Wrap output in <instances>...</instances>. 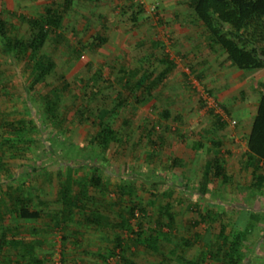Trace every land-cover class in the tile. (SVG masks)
<instances>
[{
  "label": "trees",
  "instance_id": "obj_1",
  "mask_svg": "<svg viewBox=\"0 0 264 264\" xmlns=\"http://www.w3.org/2000/svg\"><path fill=\"white\" fill-rule=\"evenodd\" d=\"M74 1L51 0L41 14L31 19L23 17L18 19L12 16L14 20L8 21L0 13V56L11 66L15 64L20 66L18 73L22 80L25 79V93L31 97L28 104L25 101V108L30 111L33 109L32 105L35 108L32 119L26 118V114L22 116L19 111H13L15 113L13 117L0 110V174L5 177L4 183L12 182V185H8L4 191L1 192L0 189V264L5 259L8 263V249L18 255V260L14 264L46 262L35 255L36 237L28 245L24 244L25 239L20 233L19 222L34 224L47 220L43 230L45 233L47 229L49 231L59 229L63 232L72 227L76 230L91 229L95 234H99L101 239H107V243L112 246L103 253L94 254L100 264H108L112 257L116 261L114 264H137L130 258L133 255L130 252L132 249L159 254L160 243L167 245L174 243L172 232L176 221L170 203L160 206L153 223L149 222L158 197L155 186L158 181L146 177L144 170L139 172L141 168L136 170L139 173L137 177L141 180L152 181L146 205L143 207L142 196L138 195L137 188L133 186L138 182L136 179L129 177L122 179L121 184L115 187L114 200L107 202L103 198L107 197L109 191L106 181L101 176L102 168L105 167L103 158L109 149L112 146L132 143L129 136H122L123 129H130L127 116H133V110L152 99L154 93L164 85L175 68L174 62L166 55L156 60L162 67L156 75L145 69V65L151 62L149 57L142 58L140 65L135 68L120 65L117 76L110 83L118 87L119 92L107 108L93 111L90 108L91 100L88 95H82L81 103L75 109L74 119L81 126L93 123L97 131L82 147H76L74 144L66 145L67 149L72 150L76 157H81L85 164H79L76 168L65 164L63 170L60 169L61 167L58 169L55 200L57 209L51 213V216L44 203L39 202L40 208L33 206V194L36 196L39 190L25 186V180L32 179L29 177L32 174L27 173L24 176L11 172L12 164L9 160H30L39 150L35 145L38 139L34 134L44 129L37 125L36 120L43 119L48 129L66 130V121L61 119V103L64 92L70 87L66 83L68 79L78 73L82 67H85L89 76L88 86L95 85L102 79L101 71L95 70L90 63L82 62V51L77 46L68 44L64 36L65 22L73 12ZM187 5L207 34L206 48H217L226 56L231 66L239 71L264 70V0H189ZM19 25L26 26L25 34H20ZM106 43V37L97 33L91 42L79 46L87 53H94ZM64 62L70 65L68 74L61 78V86H53L46 95H40L42 90L49 88L47 81L57 75L58 69ZM2 77L0 75V85L4 84ZM6 90L3 88L0 95L9 97ZM209 113L214 122L211 127L197 135L200 139L206 140L212 149L218 150L222 147V142L216 135L224 128L225 123L220 117L212 115V111ZM160 116L168 121L170 113L164 110ZM119 121H122L121 131L117 130ZM55 136L58 134L54 133L52 137ZM144 138L151 150L149 158L155 160L156 143L150 141L149 136H138V140L132 145L142 143ZM202 148L201 142H193L190 145V149L196 152L201 151ZM242 157L245 160V168L251 170L248 192L252 197L264 195V94L262 92L259 94L256 113L246 138V151ZM4 158L8 161H4ZM167 162L168 172L165 173L164 182L161 183H165L169 171L184 165L175 157H169ZM224 163L223 157L214 154L208 155L205 160L197 190V196L203 200L204 208L198 210V220L189 224L191 227L204 224L210 229L218 223L216 240L212 242L207 237L203 241L202 250L194 258L177 257L180 264H204L207 257L218 261L219 264H245L250 260L251 243L248 238L253 236V228L249 227L248 223L243 231L238 228L246 217L251 221L255 220V211L249 206H230L232 215L235 214L236 218L232 222L224 223L227 212L218 213L213 210L219 205L211 201L213 198L210 192L211 184L219 182L221 185H227L231 181L225 172ZM22 167L24 166L18 165V169ZM1 185L2 182L0 188ZM91 191L94 193L91 194ZM185 192H189L187 188ZM4 215L9 217L8 221L3 220ZM29 233L32 236H39L36 228H31ZM62 238L66 240L64 236ZM200 241L201 236L194 233L189 238H181L179 244L181 248L186 249ZM168 254L170 257L174 256L172 251ZM82 255L86 257L89 253L85 250ZM163 263L158 262V264Z\"/></svg>",
  "mask_w": 264,
  "mask_h": 264
},
{
  "label": "rangeland",
  "instance_id": "obj_2",
  "mask_svg": "<svg viewBox=\"0 0 264 264\" xmlns=\"http://www.w3.org/2000/svg\"><path fill=\"white\" fill-rule=\"evenodd\" d=\"M133 1L137 7L142 8L143 12L140 13V17L144 18L138 22L139 26H137L136 30H129L128 24L121 26V28H118V26L116 28V21L119 20L117 16L123 10L120 5H117L118 13L116 14V0H102L101 4L96 5L87 4L83 8L86 12L85 16H83L84 20L87 18L86 22L79 19L81 6L76 5L74 7V13L71 16L72 20L67 21L65 25L64 36L66 41L68 44L77 46L82 51V62L90 63L95 70L101 71V80L105 83L100 80L97 84L88 86L87 79L89 76L85 67H82L78 73L70 77L66 82L70 87L64 92L61 103V119L66 121V130L64 128L48 129L43 119L36 120L37 125L44 129L40 133L34 134L38 139L35 141V145L39 149L37 154L30 160H9V163L12 164V174L19 173L24 176L27 173L32 174L29 176L32 179L25 180V186L39 190L37 192L38 195L36 194L35 196L33 194V206L34 208H40L39 202L44 203L47 207V212L51 216V213L57 209L55 200L58 169L61 167L60 169L63 170L65 164H69V166L74 168L79 164H85V161L81 157H76L72 150L67 149L66 145L74 144L76 147H82L97 131L93 123H86L81 126L74 119V112L81 103L82 95H88L91 100L90 108L93 111L107 108L116 97V93L119 92V88L110 83L117 76L120 65L123 64L129 68H135L140 65L142 58L149 57L151 62L145 65V69H149L156 75L162 68L156 60L164 55L172 58L175 68L164 85L154 93L152 99L133 110V116H127L130 122V129H123L122 136H129V140L132 143L128 142L121 146H112L109 149L103 158L105 167L102 168L101 176L106 181L109 191L107 197L103 198L107 202L111 199L114 200L115 187L121 184L122 179L125 177L136 179L138 182L134 183L133 186L137 188L138 195L142 196L141 203L143 207L146 205V198L152 181L141 180V178L137 177L139 176V173H137L138 168H141L139 172L142 170L146 171L144 172L146 177L158 181V183H155L158 197L152 209L153 214L149 217V222L150 224L153 223L155 214L160 206L170 203L176 221L172 232L174 243L172 245L160 243L159 254L141 251L140 249L131 250L130 252L133 255L130 258L137 264H158L159 261L166 264H180L177 257L192 259L202 250L203 241L207 237L212 242L216 240L218 223H215L210 229L204 224L196 227L189 225L194 220H198V210L204 208L203 200H200L197 196V190L199 176L201 175V165L210 154L205 149L200 153L194 152L190 149V145L193 143L194 136H197L198 129L200 127H208L209 122L212 121L209 112L212 111V115L221 114V110L218 102L211 98V95L204 90L202 84L193 77V74L188 73L189 69L192 71L195 67L193 66L194 60L188 61L189 58L186 59V57L181 56L183 54L181 47L178 44L170 43L171 37H167L168 32H166V29L160 26L148 27L153 24L151 20L157 21L158 19L157 10L154 13L149 12L152 6L155 4L156 6L159 5L158 1ZM122 6H125V4ZM98 12L104 16L105 22H101L98 27L91 26L90 18L97 17L96 14ZM30 14L32 15L33 12L29 11ZM120 15V19H127V17L123 16L124 13ZM145 18L147 19L145 20ZM143 26H147L146 34H144L145 30L141 29ZM18 30L20 34H25L26 26L19 25ZM97 33L105 36L107 43L94 53H87L79 45L84 46L91 42ZM158 40L164 41V44H161L162 42L158 45L154 44ZM69 65L68 62L63 63L58 69L57 75L47 81L49 88L42 90L40 95H46L53 86H61V78L68 74ZM19 68L20 66L16 64L11 66L7 60L0 56V75L3 76L2 80L4 82V84L0 85V94H2L3 88L7 89L6 91L9 94V97L0 95V110L8 115L10 114L9 116H13L15 111H19L22 116L26 114V118L32 119V112L35 111V108L33 105L31 106V108L33 107L31 111L25 108V101L28 104L31 97H28L25 93V79H21V75L18 73ZM241 74L248 76V73H244V71ZM164 110H168L170 113L168 121L163 120L160 116V113ZM176 115H178V118L175 121L172 118ZM232 117L235 120L236 118L240 119L241 112L240 114L235 112ZM121 122L119 121L117 124V130L120 129V131L122 128ZM229 123L230 129L235 128V124L232 121ZM54 133H57L58 136L52 137ZM138 136H149L150 141L156 143L155 154L157 158L155 160L149 158L151 150L148 147L149 144L147 145L146 138H144L142 143L132 145L138 140ZM207 148L209 149V146ZM234 149L238 150V147H234ZM127 152H129L128 155ZM212 153L217 154V151L212 149ZM169 157L181 160L184 165L169 171L165 183H161L164 182L165 173L168 172L166 170H168L167 160ZM234 157L235 155L233 158H229L225 165L226 172L231 178L232 188L228 189L226 186V188H221L219 182H214L211 184L210 192L213 194L211 199L213 202L223 203L224 200H228L229 196H234L236 199L228 200L229 205L218 204L219 206H216L213 210L218 213L227 212L224 223L232 222L236 218L235 214L232 215L230 206H249L255 211V220L251 221L246 217L238 229L243 231L248 224L249 227L253 228V236L248 238L249 243H251L250 260L245 264H264V195L252 197V194L248 192L247 185L251 181V176L248 171L240 170V162H236L237 159ZM3 160L8 161L6 158ZM18 165L24 167L18 169ZM4 180L5 177L0 174V183L2 182L1 192L8 185H12V182L4 183ZM186 188L189 192H185ZM91 192V194L94 193L93 191ZM218 193L223 197L218 196ZM3 220L8 221L9 217L4 215ZM46 224L47 220L34 224L18 223L20 233L25 239L24 244L28 245L36 237L34 241L35 255L46 261L44 264H91L92 262H87V260L94 259L96 262V258L89 255L84 257L80 252L84 246L86 248L84 251L89 247L91 254L97 248L105 251L112 247L107 243V239L103 240L99 234H92L91 231L89 232L85 228L76 230L72 227L71 231L67 230L65 232L59 229L54 231L47 229L45 233L43 230H45ZM5 225L7 226V223ZM31 228H36L39 236L30 235L29 230ZM194 233L201 236V241L196 242L190 248H181L179 240L181 238H189ZM63 236L66 238L65 241L62 238ZM170 251L173 252L174 256H169L168 253ZM7 256L8 263L5 262V259L1 264H14L18 260V255L15 251L8 249ZM115 262L114 257H112L108 264H114ZM204 264H219V262L207 257Z\"/></svg>",
  "mask_w": 264,
  "mask_h": 264
},
{
  "label": "crops",
  "instance_id": "obj_3",
  "mask_svg": "<svg viewBox=\"0 0 264 264\" xmlns=\"http://www.w3.org/2000/svg\"><path fill=\"white\" fill-rule=\"evenodd\" d=\"M35 1L38 2L36 3ZM50 1L51 0H14L13 2V0H0V13L3 15V18L8 21L14 20L11 18L12 16H16L18 19L22 17L24 19H31L41 14ZM157 1L159 3L157 6L158 19L157 21L151 20L153 24H150L148 27L160 26L161 28L166 29V32H168L169 35H167V37H171L170 43L178 44L181 47V50L183 51V54L180 53L181 56L186 57V59L189 58L188 61L194 60L193 66L195 67L192 71L187 69L188 73L193 74V77L202 84L204 90L211 95V98L218 102L219 108L221 110V114L214 115L220 117V119L225 123L224 128L221 131H218L216 135L217 139L222 142V147L216 150L217 154L214 155H219L224 158V168L229 158H233L235 155L234 158L237 159L236 162H240V170L248 171L250 174L251 170L245 168V160H243L242 156L246 151V138L249 134L250 125L256 113L259 94L260 92L264 94V70L247 71L246 73H248V76H245V74H241L242 71L235 70V68L231 66V64L226 60V56L217 48H206L207 34L189 9L187 5L189 0ZM101 2L102 0H98L97 2L96 0H89L88 2L75 0L74 6L72 8L73 12L70 14L67 21L70 19L72 20L71 16L74 13V7L76 5H80L81 10H79V19L86 22L87 18H85L86 20L83 18L86 13L83 8H85L87 4L96 5L99 3L101 4ZM123 4H125L126 7L122 6ZM117 5H120V7H122L121 9L123 10H121V12H119V16H117L119 20L116 21V28L117 26L118 28H121V26L128 24L129 30H136L138 28L137 26H139L138 22H140L141 19H144L143 17H140V13L143 12L142 8L137 7L133 0H116V14L118 13ZM29 11L33 12V14L29 15ZM123 13V16L127 17V19H120V14ZM96 15L97 17L90 18L91 21L89 22L91 26L98 27L99 24H101V22L104 23L105 20L104 16L101 15L100 12H98ZM146 19L147 18H145V20ZM67 21L65 22V25ZM141 29L145 30L144 34H146L147 26H143ZM161 42V40H158L154 44L158 45ZM161 44H164V41ZM169 60L173 61L172 58H169ZM235 112H239V114L241 112L240 119H232V115ZM177 118L178 115L172 119L176 120ZM231 121L235 124V128L233 129L229 128V122ZM213 122L214 120L212 119V121L209 122L208 127H211ZM208 127H200L197 131V134L204 131ZM194 137L195 138L193 142L203 143V148L201 151L205 149L206 151H209L210 154H213L212 148L206 140L200 139V136L198 135ZM206 144L209 146V149L207 148L208 146ZM234 147H238V150H235ZM201 151H198L197 153H200ZM204 163L205 161L201 165L200 173ZM226 174L229 176L227 172ZM200 179L201 175L199 176V182ZM250 182L248 183L247 187L249 186ZM225 186L228 189H231V181L227 185H221V188H226ZM210 187H212V185ZM218 196L221 195L218 193ZM231 199L236 198L234 196H229L228 200ZM228 200H224L223 203H215L229 205ZM85 229L89 232L91 231L92 234H94V231L91 229ZM84 249H86L85 246L82 250H80V252H84ZM89 249L90 248L87 247L86 251L89 252V256L93 258H95V253L104 252L101 251L102 249L99 250L97 248L96 250L92 251L91 254V250L89 251ZM132 250L135 251L134 249ZM87 262H92L91 264H100L97 259L96 262L94 259L90 261L87 260Z\"/></svg>",
  "mask_w": 264,
  "mask_h": 264
},
{
  "label": "built area",
  "instance_id": "obj_4",
  "mask_svg": "<svg viewBox=\"0 0 264 264\" xmlns=\"http://www.w3.org/2000/svg\"><path fill=\"white\" fill-rule=\"evenodd\" d=\"M155 6H156V4L149 9V12L154 13L156 10V7H157V6L156 7Z\"/></svg>",
  "mask_w": 264,
  "mask_h": 264
}]
</instances>
